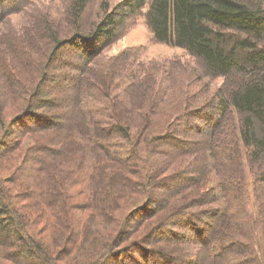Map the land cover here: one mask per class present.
Here are the masks:
<instances>
[{
    "label": "trees",
    "instance_id": "obj_1",
    "mask_svg": "<svg viewBox=\"0 0 264 264\" xmlns=\"http://www.w3.org/2000/svg\"><path fill=\"white\" fill-rule=\"evenodd\" d=\"M31 1L22 0L16 9L22 11ZM127 6L128 10H119ZM96 7L90 19L86 13ZM65 11L67 30L72 32L69 37L61 34L66 24H59L50 11L43 9L38 16H30L32 23L26 35L33 25L43 38L42 42L30 43L37 45L35 58L11 43L13 38L4 40L27 71L22 78L0 52V264H106L110 260L127 264L115 251L129 234L126 218L129 220L136 208H142L137 217L142 227L159 218L160 226L155 225L146 237L155 234L160 248L177 238L175 232L168 235L161 228L165 224L161 222L162 212L167 203L171 207L173 199L184 196L180 187L194 178L189 175L173 181V189L179 193L169 192L160 201L136 196L150 192L149 186L160 188L166 184L164 179L184 173L176 170L179 157L189 151L184 140L174 139L163 156L158 155L155 141L175 133L186 134L190 116L195 115L182 113L186 99H173L189 90L181 73L162 70L164 76L145 74L152 66L134 47L106 53V48L125 34L133 13L144 16L155 41L183 48L199 62L205 76L224 77L222 92L217 94L219 101L202 118L218 134L217 130L223 132L236 116V135L230 140L223 135L230 150L224 157L213 147L216 135L210 136L211 159L203 166L219 170L206 176L217 177L212 192L207 190L183 205L195 207L199 200L209 197L207 211H191V216L197 218L200 212L210 211L213 217L226 218L220 236L224 249L235 252L236 246L237 260L243 264H264V210L248 197L251 191L264 190V0H123L117 7L108 0H71ZM66 45L79 50V61L73 66L61 62L54 67L59 73L50 76L54 53ZM69 74L75 81L73 100L79 99L86 126L74 129L73 135L68 127L62 128L54 136L51 132L63 114L44 116L31 108L45 106L55 112L59 107L55 100L38 99L40 90L51 80L49 88L53 91ZM157 82L162 90L153 92ZM230 83L233 86L224 97L223 89ZM31 99H38L37 108ZM9 100L15 103L13 108L6 104ZM18 106H26L23 118L29 110L37 117L36 130L31 133L52 135L45 147H29L20 163L21 138L10 139L12 125L20 117H12L10 112ZM162 117L166 122H160ZM189 166L194 171V164ZM220 166L226 168L222 173ZM186 223V230L193 233L192 246L200 256L199 264H203L207 256L199 253L195 243L203 244L205 229L193 220ZM188 252L189 257L194 256L193 251ZM154 255L166 264L177 258L163 248ZM191 258L187 264L198 263ZM147 260L150 263L152 256Z\"/></svg>",
    "mask_w": 264,
    "mask_h": 264
},
{
    "label": "rangeland",
    "instance_id": "obj_2",
    "mask_svg": "<svg viewBox=\"0 0 264 264\" xmlns=\"http://www.w3.org/2000/svg\"><path fill=\"white\" fill-rule=\"evenodd\" d=\"M108 1L112 7H117L122 3L123 0ZM69 2H71V0H32L25 9L19 12L18 9H16V6H20L22 0H0V52L3 56L2 59L6 60L11 65L14 73L18 78H22V76H24L27 71L22 62L17 60L18 57L16 54H14L15 52L13 51V49L10 50L9 45L6 44L5 41L9 38H13L10 41L11 43H17L20 48H23L25 54H27L31 58H35L33 56L36 55L35 49L37 48V45L34 46L35 42L32 44L30 43L32 42V40L42 42L43 38L41 33L33 25L28 29V34L26 35L28 25L32 23V18L30 16L35 13L37 14L36 16H38V13L43 9L50 11L54 18L58 20L59 24L62 25L63 22L66 24V27L62 28L61 34L65 37H69L72 32L67 30L68 19L65 18L67 17L65 10ZM124 9L128 10L129 7L127 6L119 8L120 11H123ZM96 12L97 7L87 11L86 14L90 19H92L94 18ZM30 37L32 38L30 39ZM43 44H45V42H43ZM43 46L47 48L46 45ZM128 47H134L135 49H137L138 52H140V57L145 62L147 61L150 66H152V68L148 69L145 74L155 72L160 76H164L162 70H168L177 74L181 73V75L185 79V88L189 90H186L184 94L175 96L173 99L180 102H182L183 99H186V105L184 106L185 109L182 110V113L192 112V114L195 115L190 116V119L188 121V132L186 134L182 135L175 133V135H169L170 133H173L170 132L167 133L169 136H167L166 138L155 141V144L157 145L156 149L158 155L163 156L167 154V151L169 152V150L171 149L170 146L173 144L174 139L181 138L184 140L183 143L188 147L189 151H186V154L184 153L181 157H179L180 161H177L178 164L176 165V170H182L184 171V173L178 176L172 175L171 179H164L165 182L163 183L166 184H161L162 186H159L160 188L155 187L153 189L151 186H149L148 190H150V192L145 194L137 193L136 196L138 198H143L145 195L144 201L147 199L146 196H151L152 199L160 201L161 199L166 198L169 192H172L170 195H176L177 193H179L178 191L173 189V181H179L180 179H182V177H187L189 175L190 177L194 178L191 183H189L190 180H187L185 182V185H183L184 187H180L181 189L179 190L185 191V193L183 192L184 196L173 199L171 207L170 203H167L162 212L163 220L161 222L165 224L161 228L164 230V233L171 235L173 232H175L177 236L176 239L171 240L170 244L162 247L163 251H170L177 257L175 258L176 262H173L172 264H187L186 261L192 260L191 257L195 258V261L198 262L197 264L200 263V256L194 251V249L196 248L192 246L193 241L195 242L192 235L193 233L186 230L189 227V225L186 223L187 220H193V222L197 225L202 224V227L205 229L202 232L203 236L205 237L203 244L200 243L202 241H196L197 243H195L197 248L201 249L199 253H205V255L207 256L206 258H208V263H206L205 258L203 264H243L242 261L237 260L238 254L236 252L238 251L236 250V246L235 252H230L229 250L224 249V241L220 236L221 232L226 227V218L219 215L213 217L210 215V211L204 213L200 212L201 215L197 218H193L191 216V211L196 212L203 208H205L204 210H206V208L208 207L207 205L210 203L209 197L204 198L203 200H199L200 202H198V205L195 207H185V204L183 203L185 201L191 200V198L193 197H201L202 193L206 192L207 190H209V193H211L213 183L215 182L217 177L215 176L213 178H207L206 176L208 175V173H211L212 175L219 173L218 168L215 170L212 168L204 169L203 166L211 159L209 143L210 136L214 134V130H212V127L205 119L202 118V116L207 113V110L210 109L212 105L216 104L219 101L217 94L222 92L220 91V88L224 83V77L205 76L201 71V65L199 64V62L189 56V54L183 48L173 44L155 41L152 38V32L148 28L143 15L141 16L139 14L133 13L130 16L126 25L125 34L120 39L115 41L114 44L107 47L106 53L116 54ZM78 55L79 50L70 48V46L68 45L64 46L60 50H56V52L54 53V60L50 62V76L59 73V69H54V67H58L61 62L65 64L67 63V66L75 65V63L79 61ZM0 65L2 66V60L0 61ZM1 66L0 72L2 71ZM80 72H78L80 74H78V77L81 76ZM75 73H77V71ZM73 77L71 74H69L68 77L62 78V80H60L61 84L54 87L53 91L49 88L50 83L51 85L53 84V81L51 82V80L45 81V84L42 86V89L40 90L41 96L38 97V99H54L56 105L59 106L53 110H56L55 112H52L49 107L45 106L37 108L38 106H36L35 101H37L38 99L30 100L31 105H35V107L37 108H31V110H34L37 113L40 111V113L44 114V116L49 113H60L61 115L63 114L61 120L58 121L54 126L55 131L51 132L54 136L56 132L60 131L62 128L68 127L70 129L69 134L73 135L74 129L76 130L78 129V127L80 128L81 126H86L84 118L81 117L79 99L77 98L75 101L73 100L74 91H76V88L73 85L75 83V81L73 82ZM191 79H193V81ZM78 80L80 79L78 78ZM167 84L168 81L164 83V86H166ZM156 85L157 88L153 92L162 90V87L159 86L160 83L158 84L157 82ZM231 86H233V84L230 83L225 89H223L224 97L229 95V88ZM7 103L11 108H13V105L15 104L13 101L11 102V100L6 102V104ZM26 106L15 107L14 109H12V112H10V115H12V117L15 116L16 118L20 116L12 125L13 134L10 137V139L21 138L20 142L22 145V152H20L19 155L22 156L19 158V163L29 147H45L47 138H51L52 136L51 134L48 135V132L47 134H45V132L43 134H39L37 131H35V133L37 134L31 133L32 130H36L35 124L37 122V117L34 116V113L29 110L27 111V115H25L23 118L22 115H24V112L27 110L25 109ZM160 122H166V119L162 117L160 119ZM175 122L179 123L180 121L175 120ZM236 127L237 117L234 116L233 119L229 120V122L225 125L223 132H221L222 130L220 132H218L217 130L218 134H214L216 135V138L214 139L215 143L213 144V147L215 148L216 154L218 156L224 157L230 151L227 148V144L222 139V137L224 135L227 140L234 139L236 135ZM36 151L39 153L38 150ZM77 156H79V154H77ZM192 164H194L195 166V168L193 169L194 171L189 170L191 169L189 165ZM222 164H224V161H222ZM224 169L226 168L220 166L221 173ZM256 177L258 180L260 179L259 175H256ZM248 179L249 181H251L250 174H248ZM27 187L30 188V186ZM250 190H252L251 184ZM255 192H250L248 196L249 199L251 202H253V200L256 201L257 205L264 210V190H258ZM254 194L256 195L255 198ZM108 202H110V200ZM189 203H192L194 205V203L191 201H189L188 204ZM209 208H212V206H209ZM141 209L142 208H136L135 213L133 215H130L129 220L126 218L125 228L129 229V234L127 235V237H125L124 241H121L123 245H119L117 250H114L116 252L115 254L119 259L125 260L127 264H166L163 263L161 257H159L158 259L155 258L154 254L156 253L157 249H162L157 244V239L153 238L155 237V234H151V237L149 238L146 237L147 234H150L154 230L153 227H155V225L159 224L158 226H160V223L158 222L160 220L159 218L151 220V222L149 223V227L140 226L141 224L137 223V220H139V218L137 219V217L142 212L140 211ZM202 219H204L203 222L201 221ZM223 219L224 221H222ZM121 220L123 221V218ZM214 230L216 231L215 233ZM227 235L223 237L224 240L225 238H227ZM190 250L191 252L193 251L192 255L194 256H188V251ZM150 255L152 256L153 260L149 263L147 259L148 257L150 258ZM110 261H107L106 264H116ZM112 261L115 260H113L112 258ZM7 264L13 263L7 262Z\"/></svg>",
    "mask_w": 264,
    "mask_h": 264
}]
</instances>
